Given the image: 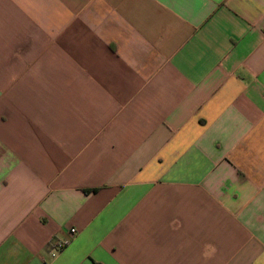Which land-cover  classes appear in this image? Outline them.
Segmentation results:
<instances>
[{
  "label": "crops",
  "instance_id": "crops-1",
  "mask_svg": "<svg viewBox=\"0 0 264 264\" xmlns=\"http://www.w3.org/2000/svg\"><path fill=\"white\" fill-rule=\"evenodd\" d=\"M0 264H264V0H0Z\"/></svg>",
  "mask_w": 264,
  "mask_h": 264
},
{
  "label": "built area",
  "instance_id": "built-area-1",
  "mask_svg": "<svg viewBox=\"0 0 264 264\" xmlns=\"http://www.w3.org/2000/svg\"><path fill=\"white\" fill-rule=\"evenodd\" d=\"M71 235H75L76 234V230L72 229L71 231ZM68 241H58L51 249H50V256L54 259L56 258L67 246Z\"/></svg>",
  "mask_w": 264,
  "mask_h": 264
}]
</instances>
